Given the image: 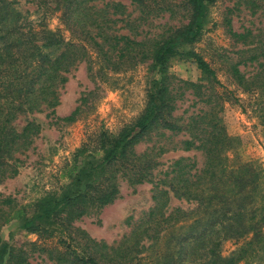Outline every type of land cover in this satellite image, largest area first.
Returning a JSON list of instances; mask_svg holds the SVG:
<instances>
[{
	"label": "trees",
	"instance_id": "obj_1",
	"mask_svg": "<svg viewBox=\"0 0 264 264\" xmlns=\"http://www.w3.org/2000/svg\"><path fill=\"white\" fill-rule=\"evenodd\" d=\"M100 0H28L43 11L61 13L60 21L72 34V40L63 42L54 40L43 32V47H60L62 51L55 58L39 57L37 65L33 58L36 40H31L25 25L13 22L12 8L16 0H0V183L17 174L14 163L18 162L16 153L28 148L31 138L39 133L34 123L27 122L20 132L13 128V122L24 114L48 111L45 115H54L57 105V88L67 82V76L81 62H89L91 53L102 61L107 69L120 70L124 64L132 66L150 61L149 80L145 105L138 117L115 135L102 132L98 138L102 152L100 160H88L86 166L74 175V185L61 196L47 195L33 203L29 208L14 210L12 218L20 219V228L28 235H37L44 239L58 236L62 246L42 247L35 242H27L19 248L10 246L0 240V264H29L35 255L54 264H126L132 257L127 253L126 240L117 247H109L96 241L85 232L74 228L73 223L92 211H98L111 205L120 195V182L130 186L145 183L153 184L152 200L154 208L148 214L153 220V229L144 234L133 235L132 240L138 245L142 239L159 242L164 229L173 227L174 223H184L188 219L184 212L175 209L169 214L163 210L172 194L177 199L196 201L203 204L202 190L212 178V169L221 153L225 135L215 118L207 122L200 118L187 124H179L173 117L176 99L181 93L177 90H191L196 97H201V86L177 79L169 74L171 60L176 57L192 59L196 68L212 84H219L215 71L202 57L192 51H183L184 47L198 42L204 30L206 10L218 0H128L139 13L138 20L145 22L168 14L169 18L183 16L186 24L168 26L160 36L137 41L136 28L130 27L129 34L119 33L113 26L122 19V7L117 4L98 8ZM253 14L259 10L264 13V3L247 0ZM111 11V12H110ZM127 26V24H125ZM167 24H165L166 26ZM228 33L243 46L254 45L248 50L250 64L257 63L253 75L247 76L238 70L237 65L230 67L231 77L244 92H253L264 88V28L260 35H254L251 29L242 33L232 30L230 19L225 20ZM134 31V34H133ZM260 59L261 62H260ZM79 109L62 118L71 123L76 119ZM187 134L189 140L181 141L179 148L183 151L197 150L205 157L204 166L191 174L194 164H184L178 159L170 165L163 179L153 180V171L160 166L158 157L165 152L136 153V147L158 133L170 138L181 133ZM84 149L76 155V160L84 156ZM77 166L66 171L71 176ZM86 172L85 183L80 180L81 173ZM253 184V183H252ZM207 206L212 211L215 203H220L217 196L209 197ZM10 199L0 201L9 206ZM223 202V199L222 201ZM2 209H0L1 211ZM220 215V216H219ZM209 217L207 224L201 225L197 220L190 224L184 236L171 237L169 246L163 252L156 253L153 264H262L264 256V217L253 223V218L245 226L240 222V215L231 210ZM157 217V218H155ZM161 225V227H160ZM163 225V227H162ZM259 225V226H258ZM196 226H201L200 230ZM238 228H237V227ZM251 233L250 238L242 234ZM243 240L236 250L223 256L220 248L226 241ZM129 241V240H128ZM144 250L143 246H139ZM44 255V258H43Z\"/></svg>",
	"mask_w": 264,
	"mask_h": 264
},
{
	"label": "rangeland",
	"instance_id": "obj_2",
	"mask_svg": "<svg viewBox=\"0 0 264 264\" xmlns=\"http://www.w3.org/2000/svg\"><path fill=\"white\" fill-rule=\"evenodd\" d=\"M16 1L17 4L10 8L12 19L13 22L18 19L19 24L25 25L24 31L29 30V35L32 34L31 40H36L34 64L37 65L39 57L58 56L62 46L43 47L42 38L43 32H46L54 40H72V34L60 21L61 13L43 11L28 0ZM246 1L218 0L209 6L200 40L183 48V51H192L209 64L215 71L218 85L205 79L192 59L176 57L169 63V74L201 86L199 98L191 90H177L181 95L176 99L173 117L179 119V124H187L199 121L200 118L208 123L213 116L225 135L223 149L212 169V178L201 188L203 204L177 199L170 194L163 213L167 215L180 209L188 220L164 229L157 243L142 239L136 245L132 234H144L155 226L153 220L149 221L148 218L155 206L152 200L153 184L130 186L122 181L118 199L73 223L74 228L109 247H117L126 240L127 253L134 258L126 264H153L157 258L156 253L163 252L170 242L173 243L171 237L184 236L189 225L197 220L201 225L207 224L206 221L212 213L216 217L222 211L235 212L240 215L242 226H245L241 230L246 231V227H249L246 224L252 218L255 223L264 217V88L244 92L233 81L230 72L232 65H237L238 70L246 77L253 75L258 65L246 61L249 58L248 50L254 48V45H241L231 37L225 25V20L230 19L234 32L242 33L245 29H251L254 35H260V30L264 28V13L259 10L253 14ZM256 1L264 3V0ZM112 4L120 5L124 13L122 18L114 16V19H122L124 22L116 23L113 28L122 34H129L130 27L136 28L137 41L158 37L168 26L185 25L187 22L183 16L169 18L168 14L140 22L138 11L128 0H100L98 8ZM259 40L260 44L264 43V36ZM149 66L150 61H144L132 66L124 64L120 70L113 71L107 69L91 53L89 62L79 63L67 76V82L57 88L58 102L53 109V116L46 118L48 111L24 114L13 122L16 132H20L27 122H31L38 126L39 133L31 138L28 148L16 153L19 161L12 163L16 166L17 174L0 183V201H12L9 206L0 204L2 242L15 248L24 247L27 242H35L42 247L62 246L58 243L57 235L44 239L34 234H26L20 228L22 221L12 218L13 212L21 207L29 208L47 195L61 196L74 185V175L86 166L88 160H100V134L105 132L115 135L131 124L144 108ZM76 108L79 113L75 121L63 122L62 118L70 115ZM185 140H189V136L183 132L172 138L167 133L165 137L153 133L148 140L136 147V153L147 151L155 154L159 148L165 150L157 159L160 166L153 171L155 182L163 179L170 165L178 159H184V164H194L191 174L202 169L205 162L202 152L183 151L179 148V143ZM82 149L84 156L76 160V155ZM74 165L77 166L76 171L71 176L66 175V171ZM81 174L80 180L85 183L86 172ZM214 196H217L220 203H215L211 211L207 206V199ZM196 227L200 230L201 226ZM261 229L264 230V226ZM242 235V238L251 237V233ZM242 242V239L238 240V244L232 240L224 242L220 248L222 255L228 256ZM139 246H143L144 250L136 253V250H140ZM29 264L54 263L35 255Z\"/></svg>",
	"mask_w": 264,
	"mask_h": 264
}]
</instances>
